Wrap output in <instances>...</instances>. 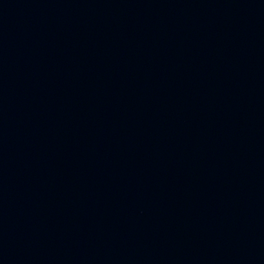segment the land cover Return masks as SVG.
<instances>
[{"label":"water","instance_id":"95a60500","mask_svg":"<svg viewBox=\"0 0 264 264\" xmlns=\"http://www.w3.org/2000/svg\"><path fill=\"white\" fill-rule=\"evenodd\" d=\"M0 264H264V0H0Z\"/></svg>","mask_w":264,"mask_h":264}]
</instances>
